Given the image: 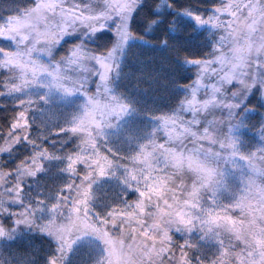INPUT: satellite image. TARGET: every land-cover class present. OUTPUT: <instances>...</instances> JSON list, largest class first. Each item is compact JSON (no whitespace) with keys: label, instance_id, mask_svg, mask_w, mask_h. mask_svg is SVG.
Instances as JSON below:
<instances>
[{"label":"snow or ice","instance_id":"snow-or-ice-1","mask_svg":"<svg viewBox=\"0 0 264 264\" xmlns=\"http://www.w3.org/2000/svg\"><path fill=\"white\" fill-rule=\"evenodd\" d=\"M165 2L156 4L155 11H162ZM142 3L34 0L0 5V40L14 46H0V97L15 98L17 106L0 135V154L21 143L33 149L18 163L14 186L0 197V215L12 217L11 226L0 222V239L11 240L25 227L48 235L56 247L47 264H69L77 244L85 245V254L98 250L93 264H264V123L255 129L259 145L247 152L236 134L247 127L243 117L251 111L245 103L249 95L258 92L264 98V0H220L207 15L184 10L198 25L217 30L218 39L207 58L184 57L198 66L196 79L184 86L188 94L171 113L151 117L156 123L143 139L122 123L137 112L136 106L112 87L119 56L135 38L132 14ZM112 20L116 40L110 48L97 53L81 40L55 58L66 36L81 28L85 37L95 36ZM156 23L157 18L149 20L148 29ZM91 76L97 78L95 92L88 91ZM33 88L44 94L32 97ZM53 94L82 95L81 110L53 133L44 132L41 124L40 137H33L37 121L31 110L38 102L50 103ZM218 110L226 115L218 117ZM120 132L129 146L126 153L111 145L112 134ZM64 133L78 137L74 150L58 155L42 143L49 134ZM52 160L65 161L61 171L79 182L70 179L52 202L37 197L26 203L24 178L37 177L46 171L44 161ZM221 161L240 173L239 187L227 201L220 196L229 186ZM11 175L0 170V185ZM101 178L118 180L136 198L124 192L120 203L97 212L94 185ZM45 210L46 218L38 216ZM193 233L200 240L215 238L214 256L194 255L200 248ZM17 252L20 264H31L30 253Z\"/></svg>","mask_w":264,"mask_h":264},{"label":"trees","instance_id":"trees-1","mask_svg":"<svg viewBox=\"0 0 264 264\" xmlns=\"http://www.w3.org/2000/svg\"><path fill=\"white\" fill-rule=\"evenodd\" d=\"M33 2L34 0H0V5L29 4ZM159 3H161V0H143L140 7L132 14L130 28L135 33V38L128 41L119 62V74L113 76L114 91L124 98L130 99L136 107H141L143 110L138 111L139 108H137V111L144 115H152L145 113V109L155 110L158 112L155 115H161L176 108L179 100L185 96L184 94L187 91L184 86L190 85L197 75L196 65L186 63L184 57L187 56L189 59L207 58L209 53L212 52L214 42L218 39L217 30L208 25H198L192 16L184 13V10H190L194 14L207 15L220 3V0H167L163 4V10L157 12L155 11V5ZM169 3L172 7L168 6ZM154 18H157V23L149 30L148 22ZM115 26L116 20L115 23L109 25V36L104 37L103 46H109L110 48L115 42ZM164 41L168 43L165 44ZM95 42V45L100 48L102 42ZM62 45L57 47L56 54L64 50L65 46ZM3 75L4 73L0 72V77ZM91 86L95 88L97 80L93 85L91 83ZM245 103L251 109L244 116L249 121L248 126L253 125L259 128L264 123L262 121V118H264V100L258 92H253ZM38 110L39 107L31 110L30 115L34 120H36V114H40ZM15 111H17L15 101H10L9 96L0 97V135L5 132ZM217 113L226 115V111L218 110ZM36 121L37 123L33 125L32 130L33 137H40L42 123H38V118ZM43 126V131L46 133H53V129L59 128L57 124ZM224 129L226 128L222 130ZM2 142L3 137H0V143ZM77 142L78 137L67 133L49 134L47 139L42 140L45 146L58 155L74 150ZM32 151L31 145L21 143L11 153L0 154V170H10L12 172V175L6 178V184L0 185V197L6 194L7 187L14 186L18 174V163L26 156H30ZM59 162L64 166L65 163L62 160L44 161L46 171L39 173L35 178H24L23 196L26 203H34L37 197L46 196L49 189H54L55 192L60 189L61 183H57L55 181L56 177L52 176V174L58 172ZM66 176V183L70 179L79 182V177H70L67 173ZM100 184L102 183L98 185ZM109 193H111L110 190ZM121 195L122 192L113 190L112 198L120 200ZM127 195L129 199L136 198L134 192L127 191ZM96 204H93L94 209L101 213L98 203ZM11 207L15 210L20 206L11 205ZM38 216H41V213H38ZM0 222L11 226L12 217L10 215H0ZM173 234L178 240L182 241L183 237L179 233L174 232ZM1 240L2 243L14 246L13 250L15 251L23 250L24 252L37 254L39 263L47 262L48 257L54 254L56 247L51 237L26 227L21 228L14 234L13 239ZM18 240H22L21 243ZM27 244L31 245L32 250L24 249Z\"/></svg>","mask_w":264,"mask_h":264},{"label":"rangeland","instance_id":"rangeland-1","mask_svg":"<svg viewBox=\"0 0 264 264\" xmlns=\"http://www.w3.org/2000/svg\"><path fill=\"white\" fill-rule=\"evenodd\" d=\"M82 3H88V0H80ZM115 23V20L109 21L107 27L96 33L95 36L91 37L90 39L88 37H84L82 33H76L70 36H66L65 39L59 44L62 46H65L64 50L62 52L56 54V49L59 47V45L56 47L54 56L59 57L60 55L64 54L66 49L69 47V45H72L80 40L83 39L84 43L91 49L95 50L97 53H102L106 49L109 48L106 46H103V40L104 37L107 35L109 36V25ZM70 41V42H69ZM102 42L100 48L97 47L96 42ZM0 46H7V47H14L10 41H3L0 40ZM92 46V47H91ZM94 47V48H93ZM103 47V48H101ZM98 49V50H97ZM125 50H123L124 52ZM122 54L119 56V62L122 58ZM46 59V58H45ZM195 71H198V66H195ZM115 75V74H114ZM197 76V75H196ZM196 79V78H195ZM95 76H91L88 81V91L89 92H95L96 87L92 88V85L96 82ZM194 81V80H193ZM94 82V83H93ZM96 85V84H95ZM113 87V84H112ZM116 93V92H115ZM30 94L32 97H38L39 95L44 94V89L42 88H33L30 90ZM188 94V89L184 95ZM17 98H23V96H19ZM127 100L131 101L130 99L126 98ZM10 101H15V98L9 97ZM264 100V99H263ZM84 102V97L80 94H75L72 96L64 97L62 95L58 94H53L50 97V103H44V102H38L37 107H39L40 114H36V120L38 118V123H42L43 125H49V124H57L58 127L66 125L68 122L71 121L72 117L78 113L81 109L80 106ZM132 102V101H131ZM139 108L138 111H140L141 107H136ZM143 110V109H141ZM145 113H149L152 115H144L143 113H139L138 111L133 113L131 116L126 117L125 120L122 122L124 127L134 130L135 134L143 139L145 137V134L150 132L156 121L152 120V116L155 115L156 112L155 110H149L145 109ZM166 112V113H171ZM165 114V113H164ZM262 121L264 122V118H262ZM243 123L247 125V127H243L240 130L237 131V135L242 136V143H241V148L243 151L247 152L251 150L252 148L256 147L259 145V140H258V135L255 131L256 128L255 126L251 125L248 126L249 121L244 117L243 118ZM44 127V126H43ZM222 132L227 131V129L222 130ZM111 145L118 151L121 152H128L129 146L125 140V136L123 132L120 133H113L112 134V140H111ZM64 163H66L64 161ZM237 163H243L241 161H237ZM221 166L225 168V170L229 173V186L227 189H224L221 191L220 196L224 201H227L232 198V193L236 190V188L239 187V175L240 173L234 172L232 167L228 164H226L224 161H221ZM63 165L61 162H59V170L58 172H55L52 174V176H55V181L57 183H61L60 187L66 183V173L64 172L61 174L59 171H61V168ZM121 170V174H122ZM99 183H102L98 185ZM52 189V188H51ZM109 190L111 193H109ZM113 190L115 191H120L123 193L127 192L128 190L124 189L123 185L119 183L118 180L114 179H109V178H101V180L94 185V193H95V200L93 201V204L98 203V206L100 207L99 209L101 210V213H104L108 210V208L112 205L118 204L121 201L117 199L112 198V193ZM57 192V191H56ZM55 190H50L46 193V196L41 197L43 199H46L49 202L54 201L55 195H56ZM98 197V198H97ZM101 199V200H100ZM96 202V203H95ZM97 205V204H96ZM48 215L47 210H45L44 213H41V216L46 218ZM199 233H193L192 234V241L193 243H196L198 247L200 248L198 252L194 253L195 254H203L202 258H210L214 256L218 249V245L215 241V238H208L206 240H200L199 238ZM227 233L222 234V238H224L227 241ZM22 240H18V242L21 243ZM25 244V242H23ZM14 246H9L5 243H2V240L0 239V250H3L5 252H11L13 250ZM24 249H31V245L27 244V247H24ZM19 250V249H17ZM85 250V245L83 244H77L74 249V253L70 256L69 259V264H79L81 261L82 264H93V262L98 258L99 252L98 250H93L92 252H89L87 254L83 253ZM20 252H24L23 250H20ZM28 252V251H25ZM30 253V261L31 264H47L46 261H43L42 263H39L37 258V254H33L32 252Z\"/></svg>","mask_w":264,"mask_h":264},{"label":"clouds","instance_id":"clouds-1","mask_svg":"<svg viewBox=\"0 0 264 264\" xmlns=\"http://www.w3.org/2000/svg\"><path fill=\"white\" fill-rule=\"evenodd\" d=\"M78 33H82V35L84 36V29L81 28L80 31ZM85 37V36H84ZM89 39L93 36H87ZM81 41V40H80ZM78 41V42H80ZM83 41V39H82ZM76 42V43H78ZM84 43V41H83ZM75 44V43H74ZM85 44V43H84ZM73 45V44H72ZM72 45H69V47L66 49L65 53L60 55L59 57H56V59H59L61 56H64L68 49L72 46ZM46 58V59H45ZM43 59L47 60V57H43ZM252 71H255V69H251ZM264 99V98H262ZM216 115L219 117L221 116L220 114H218L216 112ZM14 238V237H13ZM22 259V256L18 254L17 251L15 250H12L10 253L9 252H5L3 250H0V264H20V260Z\"/></svg>","mask_w":264,"mask_h":264}]
</instances>
